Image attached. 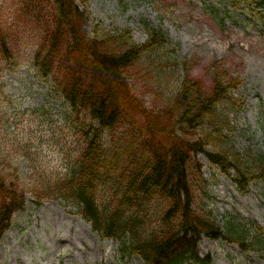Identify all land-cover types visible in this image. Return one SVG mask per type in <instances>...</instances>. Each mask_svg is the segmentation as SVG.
Listing matches in <instances>:
<instances>
[{
    "label": "trees",
    "instance_id": "16d2710c",
    "mask_svg": "<svg viewBox=\"0 0 264 264\" xmlns=\"http://www.w3.org/2000/svg\"><path fill=\"white\" fill-rule=\"evenodd\" d=\"M85 1L12 0L8 18L0 5V55L12 57L2 35L29 31L34 65L67 104L62 128L77 145L66 172L41 173L45 180L35 181L33 195L74 207L94 230L117 241L121 256L147 264H209L208 256H197L201 234L235 239L243 248L252 242L264 254L261 229L229 220L223 233L199 203L206 185L196 182L198 153L225 173L232 170L242 187L254 179L264 184V146L247 157L226 134L236 104L229 92L237 86L214 78L205 93L189 75L180 83L178 71L167 76L169 39L145 21L144 43L122 31L101 29L88 37L80 8ZM243 1L249 11L264 8V0ZM24 200V192L0 174V238Z\"/></svg>",
    "mask_w": 264,
    "mask_h": 264
},
{
    "label": "rangeland",
    "instance_id": "374dc122",
    "mask_svg": "<svg viewBox=\"0 0 264 264\" xmlns=\"http://www.w3.org/2000/svg\"><path fill=\"white\" fill-rule=\"evenodd\" d=\"M82 7V29L88 37L96 30L112 33L126 28L140 43L145 40L140 20L158 25L170 42L166 54L173 61L167 76L178 71V83L189 75L198 80L205 93L216 77L224 85L235 84L237 88L229 92L237 102L229 115V144L246 156L262 150L264 18L255 11L249 13L247 2L87 0ZM2 36L9 39L19 57L0 58V172L25 190L26 199L0 239V264H145L137 256L120 257L113 239L93 230L63 201L47 198L34 202L31 183L42 172L63 173L73 145L61 129L64 106L54 104L52 85L29 68L33 48L29 31L27 35L15 30L12 37ZM44 105L53 108V117L33 113L34 108ZM196 159L202 164L196 182L206 185L199 203L212 218L221 226L226 218L233 217L236 222H251L264 230V184L252 181L244 189L202 154ZM36 167L40 169L34 170ZM197 250L200 257L210 255V264H264L256 249L242 251L236 243L223 239L202 235Z\"/></svg>",
    "mask_w": 264,
    "mask_h": 264
}]
</instances>
